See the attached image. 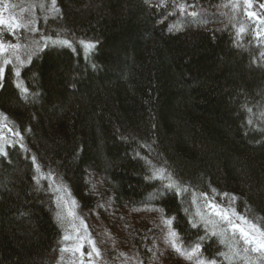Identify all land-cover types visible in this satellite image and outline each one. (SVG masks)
<instances>
[{"label":"trees","instance_id":"1","mask_svg":"<svg viewBox=\"0 0 264 264\" xmlns=\"http://www.w3.org/2000/svg\"><path fill=\"white\" fill-rule=\"evenodd\" d=\"M32 3L26 26L0 35L23 45V63L11 59L0 80V116L23 136L0 155V264H63L62 188L105 253L130 247L153 264L158 220L174 219L176 239L201 243L202 260L258 264L201 220L206 193L264 226V38L243 0H56L59 12ZM253 4L264 14V0ZM48 38L70 46L29 62ZM157 170L165 179L147 178ZM167 176L188 191H165Z\"/></svg>","mask_w":264,"mask_h":264},{"label":"snow or ice","instance_id":"2","mask_svg":"<svg viewBox=\"0 0 264 264\" xmlns=\"http://www.w3.org/2000/svg\"><path fill=\"white\" fill-rule=\"evenodd\" d=\"M51 9L52 12H59V8L57 7L56 0H51ZM244 5V16L248 18L249 22L252 23L253 34L256 40H261L264 38V14L258 13L254 10L253 0H243ZM228 7H232L234 10L240 7L239 3H229L226 5ZM40 7H44L43 4ZM187 5L179 6V12L186 13ZM260 8L264 9V4H260ZM192 17L197 16L196 12L186 13ZM28 23H32L28 21ZM0 26H5L6 29L9 31V35H14L17 30L23 29L26 24L18 20L15 16L9 17L8 20H5L2 16H0ZM31 31L35 32L38 31L36 28L30 29ZM170 31L179 30V27L173 25L169 29ZM248 29L241 25L237 30V36H242L243 34L247 33ZM83 43V42H81ZM67 47L69 45V41L67 40H56L48 38L47 43L44 45L43 48L37 46L35 49L29 52V62H31L32 57L37 53H42L47 51L49 47L56 48V47ZM23 45L19 43H6L3 40H0V56H4L2 65H0V80L3 79L4 75V67L3 65H11L12 60L8 58V54L10 53L12 56L15 57L16 61L23 63L21 61L20 56L18 55V51L22 48ZM87 47L92 48L94 45L88 44ZM261 55H264L262 53ZM255 62V61H254ZM16 75L20 76V71H16ZM19 87V85H17ZM24 93H27V88L22 89ZM250 111V109H248ZM249 124L252 121H248ZM9 132H12L15 136L19 137L21 141L23 140V136L19 131H14L13 129L9 128ZM4 150L0 148V155H3ZM35 157H33V164L35 165ZM149 179L153 180H163L165 179V171L164 170H157L155 173L151 174ZM168 183L163 184V188L165 191L171 189H177V194L179 195L181 191L187 192L188 189L185 187L182 190L178 188V184L175 181L174 177L167 176ZM205 200V208L206 212L204 215H207L208 219H204V215H201V220L204 223H208L212 221L215 224V229L212 231V236H219L221 237L220 243L224 244L225 239L224 237H228L229 239H233L237 241L238 245H242V253L245 257H252L255 256L258 260V264H264V226L259 225L257 222L250 220L248 217L238 214L234 208H224L221 205H218L211 200L208 199L206 193L201 194ZM227 195V194H225ZM236 197H232V202L234 203ZM75 203V202H73ZM156 211H160L159 209H152ZM200 215V214H198ZM165 225L168 227L169 231L167 233L168 239L165 240V244L169 245L170 248L179 254L181 257L192 261L193 264H217L215 259H208L202 260L201 259V252L202 246L201 243L197 242L191 248H185L182 244L181 239H174L178 237V233L172 227L175 223L174 219H164ZM81 224L83 225L84 222L81 220ZM189 224L193 228L199 227V224L195 222V220H190ZM86 230V226H85ZM77 241L83 239L79 235H77ZM205 237H200L199 240H204ZM64 241L72 240L70 235L63 236ZM87 243L91 246V251L87 252V256L89 257V264H92L93 259L99 258L101 256L100 250L96 247L95 241L88 238ZM179 245V246H178ZM84 248L83 243L76 242L73 244L72 247L64 246L59 249L61 253H71L75 258L72 264H84L83 258L85 256V252L82 250ZM229 250L232 252L233 256H240L241 252L232 249V245H228ZM151 251V249H149ZM79 254L76 256V254ZM218 255L224 256L225 259H231L226 253L219 252ZM247 264H251V260L247 261Z\"/></svg>","mask_w":264,"mask_h":264},{"label":"rangeland","instance_id":"3","mask_svg":"<svg viewBox=\"0 0 264 264\" xmlns=\"http://www.w3.org/2000/svg\"><path fill=\"white\" fill-rule=\"evenodd\" d=\"M20 8L16 6L15 3H10L9 0H0V16H2L5 20H8L9 17L15 16L18 20L27 22L26 18H28V11L33 6H27L26 0H18ZM7 30L5 26H0V35L1 32ZM21 48L18 51V55L21 54ZM8 58L12 60H16L14 56L10 53L8 54ZM20 58H22L20 56ZM4 56H0V65H2ZM5 65H3L4 67ZM5 68V67H4ZM8 123L5 121L4 117L0 116V148H3L4 152L7 146L12 145L15 141L18 140V137L15 136L12 132H9ZM73 198L70 196L68 191L62 188L58 195V209L57 215L60 225L63 230V236L70 235L72 240L64 241V246L72 247L74 243L79 242L83 243L84 248L82 249L85 252V256L83 258L84 264H89V257L87 256V252L91 251V246L87 243V239L90 238L95 241L96 247L100 250L101 256L99 258H95L92 261V264H141L140 259L135 254V252L129 247H121L119 245H111V249L109 251L104 252L102 248L99 246V242L94 238L91 234V228L88 223L84 220V217L80 216L77 212V206ZM204 206L202 207L203 212L202 215L205 214V201ZM213 202V201H212ZM218 204V203H217ZM223 206L224 208H232L231 206L218 204ZM204 218L208 219L207 215H204ZM81 220H83L84 224H81ZM213 226L215 224L210 221ZM155 225V224H154ZM86 226V230H85ZM158 228L157 231L160 232L159 237H151V245L154 252L160 248L159 254L154 256L153 264H193L192 261H189L179 254L174 253L169 245L165 244V240L168 239L167 233L169 231L168 227L163 223L162 220H158ZM77 235L82 237L83 239L77 241ZM176 239V238H174ZM164 243V244H163ZM170 248L168 250L167 248ZM167 252V254H166ZM63 255V264H72L74 260V256L71 253H62ZM79 254L77 253L76 256Z\"/></svg>","mask_w":264,"mask_h":264}]
</instances>
